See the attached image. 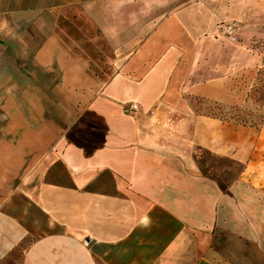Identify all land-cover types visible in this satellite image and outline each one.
<instances>
[{
    "label": "crops",
    "instance_id": "crops-1",
    "mask_svg": "<svg viewBox=\"0 0 264 264\" xmlns=\"http://www.w3.org/2000/svg\"><path fill=\"white\" fill-rule=\"evenodd\" d=\"M215 1L127 40L116 19L111 65L78 25L38 50L0 131V264H264V133L195 109L230 103L252 62L221 52L217 23L237 9Z\"/></svg>",
    "mask_w": 264,
    "mask_h": 264
},
{
    "label": "rangeland",
    "instance_id": "rangeland-1",
    "mask_svg": "<svg viewBox=\"0 0 264 264\" xmlns=\"http://www.w3.org/2000/svg\"><path fill=\"white\" fill-rule=\"evenodd\" d=\"M191 1L0 0V131L8 124L5 112L8 89L19 93L22 86L31 82V73L35 71L32 65L34 58L56 32L61 39L71 42L78 34L74 25L81 26L82 36L86 30L91 40L102 45V55H107L111 65L117 49L110 47L112 36L106 28L115 24L116 19L125 26V32L119 33L127 40L132 38L133 23L135 29L138 24L143 28L158 23L170 12L186 7ZM215 2H227V9L234 5L237 9L235 18H223L217 23L215 37L221 43V52L228 50L237 59L245 56L252 62L246 66L237 64L231 74L234 97L230 103L197 99L194 102L196 112L264 133V0ZM108 8L118 15L107 12L105 9ZM229 26L233 27L232 35L227 33ZM146 35L142 33V36ZM14 97L20 104V95ZM220 165L222 173H226L229 167L234 169L235 177L242 170L241 166L228 161H220ZM262 177L263 180L261 176L254 175V183L259 189L260 199L264 200ZM221 178L224 181L228 176L222 174Z\"/></svg>",
    "mask_w": 264,
    "mask_h": 264
},
{
    "label": "built area",
    "instance_id": "built-area-1",
    "mask_svg": "<svg viewBox=\"0 0 264 264\" xmlns=\"http://www.w3.org/2000/svg\"><path fill=\"white\" fill-rule=\"evenodd\" d=\"M227 33H229V34H233V27L232 26H229L228 28H227ZM138 106L137 105H131L130 107H127L126 108V112H135V111H138Z\"/></svg>",
    "mask_w": 264,
    "mask_h": 264
}]
</instances>
